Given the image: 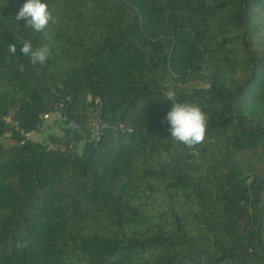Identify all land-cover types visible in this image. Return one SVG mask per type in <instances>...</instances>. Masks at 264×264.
Masks as SVG:
<instances>
[{"label": "trees", "instance_id": "trees-1", "mask_svg": "<svg viewBox=\"0 0 264 264\" xmlns=\"http://www.w3.org/2000/svg\"><path fill=\"white\" fill-rule=\"evenodd\" d=\"M42 2L49 38L0 0V264H264V0ZM169 89L207 116L195 147ZM55 107L64 134L27 137Z\"/></svg>", "mask_w": 264, "mask_h": 264}, {"label": "clouds", "instance_id": "clouds-1", "mask_svg": "<svg viewBox=\"0 0 264 264\" xmlns=\"http://www.w3.org/2000/svg\"><path fill=\"white\" fill-rule=\"evenodd\" d=\"M15 19H25L27 26H30L37 33H43L45 38H49L46 31L49 23H56L48 5L42 0H26ZM7 50L9 53L15 54L16 44L9 45ZM21 52L25 57L30 58L32 65L44 64L50 55V48L47 44L34 48L31 41H24ZM20 71H23V65L20 66ZM164 97L171 102V109L165 117L170 125L171 137L190 148L202 143L207 128L206 114L198 105L178 102L175 91L171 89L164 93ZM21 246L23 245L18 244V247Z\"/></svg>", "mask_w": 264, "mask_h": 264}, {"label": "rangeland", "instance_id": "rangeland-1", "mask_svg": "<svg viewBox=\"0 0 264 264\" xmlns=\"http://www.w3.org/2000/svg\"><path fill=\"white\" fill-rule=\"evenodd\" d=\"M87 115H91L94 123H93V131H95V133L92 134V136H90L89 140H97L98 138L96 137V133L98 132V127H100L99 125H97L96 118L95 116H93V113L95 114L94 111H92L91 107H86L85 109ZM71 123H64L62 121V116L60 115V111H58V114L56 115L55 113H51L50 116L44 121H42V127L40 128L39 131L37 132H31L27 135V137H29L30 139L34 140V141H39V142H48V135L49 134H56L58 136H62L64 134V132L61 130L60 126L63 125V127H67L69 126ZM73 124V123H72ZM74 125V124H73ZM77 125H74V128H77ZM87 137V136H86ZM86 137L84 136V138L82 140H80V142L77 144V149L80 151L83 142L86 140ZM0 143L7 145V144H13L14 140L11 138L10 133H6L4 135L0 136ZM50 146H55L54 144L50 143Z\"/></svg>", "mask_w": 264, "mask_h": 264}, {"label": "built area", "instance_id": "built-area-1", "mask_svg": "<svg viewBox=\"0 0 264 264\" xmlns=\"http://www.w3.org/2000/svg\"><path fill=\"white\" fill-rule=\"evenodd\" d=\"M58 111H59V109L57 108V107H55V110L53 111V112H50V113H45V114H43V121H44V119L46 120L49 116H50V114L51 113H55L56 115L58 114ZM2 118L6 121V122H8V123H10L11 125L13 124V125H16V122L11 118V116L10 115H5V116H2ZM16 128H17V126H15ZM29 134V133H28ZM27 134V135H28Z\"/></svg>", "mask_w": 264, "mask_h": 264}, {"label": "water", "instance_id": "water-1", "mask_svg": "<svg viewBox=\"0 0 264 264\" xmlns=\"http://www.w3.org/2000/svg\"><path fill=\"white\" fill-rule=\"evenodd\" d=\"M72 129H74V125H72ZM262 178L264 179V176Z\"/></svg>", "mask_w": 264, "mask_h": 264}]
</instances>
